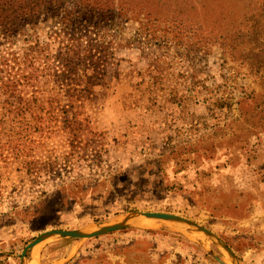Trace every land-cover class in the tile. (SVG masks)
<instances>
[{
  "label": "trees",
  "instance_id": "trees-1",
  "mask_svg": "<svg viewBox=\"0 0 264 264\" xmlns=\"http://www.w3.org/2000/svg\"><path fill=\"white\" fill-rule=\"evenodd\" d=\"M250 4L245 17L232 4L227 10L220 4L214 8L186 4L178 10L177 4L174 9L168 6L169 13L166 7L137 0H0V201L15 193L20 194L17 197L30 194L23 198L32 201L46 197L82 168L90 175L104 174L116 168L117 152L128 153L131 159L143 155L151 132L163 139L180 124L189 130L206 125L196 115L205 97L198 100L194 96L200 84L205 87L204 73L185 75L187 80L181 82L177 68L168 73L160 68L168 60V67L200 64L199 54L206 56L215 44L224 45L225 22L236 24L237 17V37L258 43L254 48L228 43L231 53L227 58L223 54L220 61L227 66L228 76L237 80L260 71L264 77V0ZM103 30L124 34L127 43L117 45L123 48L139 47L141 37L149 38L148 49L155 54L137 69L139 79L130 76L125 63L115 61L121 60L118 50L110 54L108 46L99 43ZM162 50L168 55L161 57L158 52ZM251 60L256 63L246 65ZM200 70L203 72L201 66ZM107 71L112 72L110 78L105 76ZM261 89L264 97V84ZM117 96L119 108L114 106ZM187 99L197 103L194 113L187 111ZM219 106L207 105V116ZM107 117L126 129L124 139L116 138L103 123L97 129L92 127L96 120L103 122ZM222 143L217 151H200L197 147L203 145L184 147L175 155L181 156L177 163L184 170L189 168L188 162L200 164L202 173L213 165L215 171H226L225 183L249 184L250 180L241 178L235 158L244 152L248 158L243 164L251 166L250 156L264 150V133ZM219 160H224L223 165ZM123 173L116 171L110 177ZM83 182L88 181H77L55 193L76 190ZM77 193L82 196L81 190ZM77 193L64 196L61 207L70 208ZM125 194L115 190L117 197ZM21 215L18 210L0 221L16 222ZM126 264L137 262L128 258Z\"/></svg>",
  "mask_w": 264,
  "mask_h": 264
},
{
  "label": "rangeland",
  "instance_id": "rangeland-1",
  "mask_svg": "<svg viewBox=\"0 0 264 264\" xmlns=\"http://www.w3.org/2000/svg\"><path fill=\"white\" fill-rule=\"evenodd\" d=\"M137 1L156 3L166 7L164 9L169 13H172V9L168 6L177 4H180L178 10L184 9L186 4H209L210 8L220 4L222 9L227 10V6L232 4L237 7L239 15L246 17L247 11L251 10L250 1L253 0ZM235 22H239L237 17ZM225 24L228 25L222 33L224 45L217 43L206 56L199 54L200 64L171 65L170 68L168 60L160 68L165 73L177 68L181 73L179 78L183 79L181 82L187 80L185 75L204 73L201 78L205 87L200 84L194 96L198 100L205 97V103L199 104L196 115L206 125L189 130L180 124L163 139L151 132V140L143 155L131 159L128 153L117 152L114 157L118 158L116 168L96 175H90L87 168H82L64 179V182H59L46 197L36 201L29 197L23 198L30 194L17 197L20 194L15 193L11 199L6 194V199L0 201V219L18 210H22L23 215L16 222L0 221V264H20V255L25 247L43 232L95 230L131 213H165L191 220L220 239L243 264H264V150L250 156L251 166L243 164V160L248 158L244 152L235 158L241 178L250 180L249 184L240 182L236 186L224 182V170L215 171L212 165L202 173V165L193 162H188L189 168L184 170L177 163L181 156H175L187 146L203 145L197 148L200 151L216 150L220 149L221 142L225 144V141L241 136L264 133V97L261 89L264 77L261 71L255 76L244 75L237 80L228 76L227 66L220 61L223 54L227 58L228 53H231L228 43L254 48L258 41L237 37L238 26L229 21ZM261 25H264V21ZM99 35V43L108 46V53L118 50L121 60L115 61L125 63L126 68L130 69V76L139 79L137 69L149 63L155 54H151L148 49L149 38L141 37L137 41L139 47L123 48L117 45L127 43L124 34L103 30ZM158 54L165 57L168 51L162 50ZM235 54L241 57L240 53ZM253 62L256 63L251 60L246 65ZM111 74L107 71L106 78H110ZM185 85L189 88L192 86L189 83ZM200 88L204 90L200 91ZM187 100V111L194 113L193 104L197 106V103ZM214 104L220 105L219 108H214L207 116L206 106ZM114 106H121L119 96ZM102 123L116 138L124 139L126 129L117 123L112 124L110 117L103 122L96 120L92 127L97 129ZM114 161L111 162L115 164ZM217 163L223 165L224 160ZM116 171L124 173L113 179L110 176ZM208 173H211L210 176ZM83 180L88 182L78 185V189L72 188L56 195L58 189ZM79 190L82 196L77 193ZM115 190L126 193V196L117 197ZM76 193V202L70 208L61 207L64 196ZM24 199L25 203L22 202ZM80 200L84 202L78 203ZM128 258L137 264H234L212 239L188 228L157 221H153L149 227L133 225L89 240L51 239L30 251L26 264H126Z\"/></svg>",
  "mask_w": 264,
  "mask_h": 264
},
{
  "label": "water",
  "instance_id": "water-1",
  "mask_svg": "<svg viewBox=\"0 0 264 264\" xmlns=\"http://www.w3.org/2000/svg\"><path fill=\"white\" fill-rule=\"evenodd\" d=\"M140 221H157L158 223H166L180 228H188L194 232L212 239L218 246L219 250L229 257L234 264H243V262L236 257V255L224 245V243L213 235L208 230L204 229L202 226L196 224L195 222L165 213H131L127 214L125 217L110 223L104 227H97L95 230H51L46 231L36 237L33 242L29 243L20 255V264H26V257L28 253L43 243L56 238L62 239H77V240H89L102 236L109 235L114 232L121 231L123 229L129 228L133 225H140Z\"/></svg>",
  "mask_w": 264,
  "mask_h": 264
},
{
  "label": "bare ground",
  "instance_id": "bare-ground-1",
  "mask_svg": "<svg viewBox=\"0 0 264 264\" xmlns=\"http://www.w3.org/2000/svg\"><path fill=\"white\" fill-rule=\"evenodd\" d=\"M139 224L141 226H144V227H149V226H152L153 221H151V222H149V221H140Z\"/></svg>",
  "mask_w": 264,
  "mask_h": 264
}]
</instances>
